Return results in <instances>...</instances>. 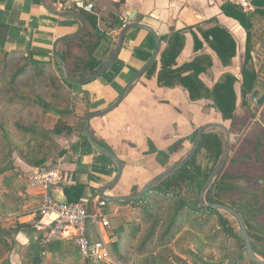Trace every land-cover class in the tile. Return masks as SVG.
I'll use <instances>...</instances> for the list:
<instances>
[{"label":"trees","instance_id":"16d2710c","mask_svg":"<svg viewBox=\"0 0 264 264\" xmlns=\"http://www.w3.org/2000/svg\"><path fill=\"white\" fill-rule=\"evenodd\" d=\"M120 2L122 0L114 6L118 7ZM252 5L248 12L227 1L220 6L223 14L236 20L246 32L240 79L230 71H223L212 86L204 84L199 75L213 64L207 54H199L189 63L176 66V58L185 42L182 30L160 36L165 46L144 76H155L158 86L184 87L191 101L204 100L209 108L219 112L222 120L230 121L229 131L232 132L237 108L248 106L249 95L259 83L257 70L250 66L251 28L254 15L264 19V0H253ZM78 13L86 22L85 31L79 38L64 41L59 46V55L67 64L73 80L94 73L104 63L100 56L112 52L111 48L101 45L102 41L110 39L98 31L97 9L94 7L93 12L78 10ZM108 17L105 22L108 28L122 27L123 23L114 14L109 13ZM186 29L192 32L194 49L201 48L198 35L189 27ZM7 30L8 25L0 22V175L10 168L13 154L32 168L44 167L51 159H64L67 151L59 144V136L84 135V115L89 112L87 92L66 82L55 60L53 64L52 61L34 59L33 55L41 54L35 49H6ZM199 33L215 52L220 64L229 66L236 56V43L231 34L218 25ZM75 49L82 54L73 53ZM237 80L240 81L239 93L235 88ZM81 104L83 114L77 118L76 108ZM45 114L58 117L51 129L38 125V116ZM261 122L264 125V116H261ZM195 132L196 129L190 140H193ZM175 146L169 148V153ZM223 147V133L218 129H209L186 165L138 199L128 202H103L98 199L99 209L102 207L107 216L110 205L130 206L134 210L129 218L112 223L109 248L118 262L172 264L173 259L177 264H228L226 251L231 240L245 252L240 234L230 217L212 208L201 207L198 202L200 189L218 162ZM148 152L156 153L161 165L166 164L168 153L157 150L151 142ZM63 189L67 202H78L84 184L76 182ZM136 192L137 189L133 188L130 194ZM34 199H37L36 196L27 190L23 189L21 193L17 188L8 186L0 192V220L23 212L26 204ZM205 199L207 203L226 205L239 214L254 252L264 259V131H253L243 138L241 145L231 153L229 151L225 165L207 190ZM31 226V222H15V231ZM6 231L1 228L0 222V257L12 249V240ZM188 245H193L194 251ZM48 251V257H41L37 263L31 259V263L90 264L76 247L65 246L62 241L50 243ZM214 252L218 253L217 262L203 260L205 256L210 258V253ZM181 255L190 258L191 263ZM249 262L256 264L251 260ZM0 264L10 263L4 258Z\"/></svg>","mask_w":264,"mask_h":264},{"label":"crops","instance_id":"0c3cea01","mask_svg":"<svg viewBox=\"0 0 264 264\" xmlns=\"http://www.w3.org/2000/svg\"><path fill=\"white\" fill-rule=\"evenodd\" d=\"M46 1L50 7L60 8L56 7V0ZM68 1L93 3V8L97 9L98 31L110 39V41H102L103 48L113 49L121 29L117 26L113 28L106 26L105 22L109 19V13L114 14L116 19L124 25L129 22L127 14L132 11L135 12L134 21L150 27L159 36L171 31H184L185 42L176 58V66L189 63L199 54L211 56L214 63L213 56H215L219 62L215 52L199 33L200 30H206L215 25L225 28L231 34L236 43V53L237 35L243 38L245 46V30L236 20L223 14L220 9L224 0H122L118 7L114 4L120 0ZM61 4L64 5V3ZM257 16L259 15H254V17ZM0 22L8 25L5 40L6 49L21 51L35 49L41 54H51L57 39L70 36L80 28V23L75 19L61 18L48 13L43 9L39 0H0ZM188 27L198 35L202 42V47L198 50L194 49L192 32L186 29ZM61 43L57 45L58 53ZM164 46V42L161 41V50ZM154 48V39L149 32L138 27L130 28L125 35L121 51L115 62L95 81L78 87L88 94L89 111H99L107 107L130 77L149 60ZM73 53L81 55L82 51L75 49ZM102 56L100 58L105 62L110 54ZM158 56L156 60H158ZM52 62L54 64V60ZM220 66L222 65L220 64ZM226 71L233 73L228 69ZM221 72L212 80V76H209L210 69H208L201 73L199 78L210 87ZM234 75L237 77L236 74ZM202 102L204 100L191 101L186 89L180 85L158 86L155 76L146 78L143 75L133 84L115 109L101 117L91 119L90 129L94 140L99 146L113 152L123 166L120 180L106 195H129L133 188L138 191L157 174L158 169L164 167L159 162L156 153L148 152L149 142L157 150L168 153L166 163L178 156L181 149L189 143L200 114L208 115L209 113V109L205 111L206 109L202 108ZM75 114L77 118L83 114L82 104L77 106ZM57 118L52 114L41 115L38 121L39 126L51 129ZM58 140L59 144L67 151L66 157L51 159L47 161L46 167L56 166L62 172L72 173L73 184L76 182L84 184L79 201H84L88 210L99 208L98 199L100 198L97 196V190L116 175L115 162L97 153L88 144L83 134L74 133L70 136H59ZM175 144V149L169 153V148ZM11 162L10 168L0 175V192L10 186L17 188L21 193L25 189L36 196L37 199L26 204L24 216L18 218L20 223H27L30 219L28 212L37 205L39 198L35 193L37 191L27 186L24 175L27 171L36 168L28 166L17 157H13ZM64 186L67 187V183L51 189L57 200L67 201ZM119 206L110 205L109 207L108 215L112 218V222L121 220L116 218V213L121 209ZM14 239L18 247L26 248L28 253L31 251V243L36 241V235L32 228H21L17 231ZM61 241L65 246L72 245L68 240Z\"/></svg>","mask_w":264,"mask_h":264},{"label":"water","instance_id":"95a60500","mask_svg":"<svg viewBox=\"0 0 264 264\" xmlns=\"http://www.w3.org/2000/svg\"><path fill=\"white\" fill-rule=\"evenodd\" d=\"M39 2L41 4V6L43 7V9H45L51 15L61 17V18L75 19L80 23V28L76 33H74L70 36L61 37V38L56 40V42L53 45V49H52L51 54H35V55H33L34 59L40 60V61L50 62L52 60H55L58 63L60 69L62 70L66 82L71 83V84L76 85V86L85 85V84L97 79L103 73L106 72V70L117 59V57L121 51V47H122L125 35L130 28L138 27L140 29H143V30L149 32L153 36V39H154L155 48H154V52H153L152 56L149 58L148 61H146V63H144L130 77V79L125 83V85L123 86L121 91L118 93L116 98L109 105H107V107H105L104 109L99 110V111H89L88 113H86L84 115L83 131H84V135H85V138H86L88 144L97 153H99L105 157H108L109 159L114 161L116 164V167H117L116 175L108 183L101 185L99 187V189L97 190V196L106 202H110V201L128 202L131 200L138 199L144 192L153 189L154 186L157 185L161 180L173 175L178 170H180L184 165H186V163H188L193 158L195 153L197 152V149L199 147V143H200L204 133H206L209 129H218L224 135L223 152H222L218 162L216 163V165L214 166V168L212 169V171L210 172V174L208 175L207 179L205 180V182L203 183V185L200 189L199 196H198L199 205L201 207L212 208L216 211L223 212V213L229 215L230 217H232L237 224L238 232L240 234V238L242 240L243 247H244L245 252H246L247 256L249 257V259L256 264H264V259L261 258L260 256H258L254 252V250L251 246L250 240H249L247 229H246L241 217L239 216V214L235 210H233L232 208H230L226 205L218 204V203H207L206 199H205L207 190L209 189L210 185L215 181V179L221 173V171L225 165V162L228 158L229 151H230V131H229V128L221 121H212V122L204 123L201 126H199L195 132L191 147L188 150V152L184 156H182L179 160H177L172 165H170L168 168L157 173L136 193L129 194V195H122V196L106 195V193L108 191H110L120 180L122 172H123V166H122L121 161L118 159V157L113 152L106 150L103 147L99 146V144L94 140V138L91 134L90 120L93 118H96V117H101V116L111 112L113 109H115L119 105V103H121V101L124 99V97L129 92V90L131 89L133 84L136 81H138L152 67V65L154 64V62H155V60H156V58H157V56L161 50L160 36L155 31H153V29H151L150 27L134 21L135 12L132 11L130 14H127V19L129 22L124 24L121 27V29L119 30L117 40H116L115 45L112 49V53L110 54L108 59L102 64V66H100L91 75H89L85 78H82V79L73 80L70 76L67 64L61 58V56L59 55V53L57 51V45L63 41H72V40L79 38L86 29V22L80 16L78 11H76V10L56 9V8L50 7L47 4L46 0H39ZM102 44L103 43H101V45ZM258 94H259V90L254 89L250 94V101L257 106H260L264 103V93H261L259 96H258ZM72 177H73L72 173L67 172V171L63 172V181L65 183H67V187L71 186L73 184ZM30 248H31V256H32L33 263L40 262L41 257L39 256V243L37 241H34L33 243H31Z\"/></svg>","mask_w":264,"mask_h":264},{"label":"built area","instance_id":"2783aa9c","mask_svg":"<svg viewBox=\"0 0 264 264\" xmlns=\"http://www.w3.org/2000/svg\"><path fill=\"white\" fill-rule=\"evenodd\" d=\"M244 12L253 8V0H224ZM61 3H64L62 5ZM59 9L84 10L93 12V3L82 1L70 2L56 0ZM251 62H256V55L250 52ZM25 180L30 189L38 195L37 205L32 209V230L39 243V256L47 257L48 245L54 241L68 240L76 247L80 255L90 264H121L111 254L109 243L112 240V225L102 207L88 210L78 202L57 200L51 189L63 185V172L59 167H40L25 173ZM104 202V201H103Z\"/></svg>","mask_w":264,"mask_h":264},{"label":"rangeland","instance_id":"374dc122","mask_svg":"<svg viewBox=\"0 0 264 264\" xmlns=\"http://www.w3.org/2000/svg\"><path fill=\"white\" fill-rule=\"evenodd\" d=\"M254 24V26H253ZM253 24L251 28V44H252V51L256 55V62L250 63V66L253 67L255 70H257L258 74V81L259 83L256 85L255 89L259 90V94L264 93V20L257 16L253 18ZM237 41V53L235 58H233L232 62L229 66L223 67L220 66L219 62H217L216 57L213 56V59L215 60V63L213 62L210 69V74L212 76V80L217 76V74L221 71L231 70L234 74L237 75V78L240 79V66L242 63V57H243V51H244V40L239 35L236 36ZM239 80H237V83L235 84L236 91L239 93ZM250 98V95H249ZM202 108L206 109L207 111L209 109L208 115L203 113L200 114L199 120L196 122V129L201 126L204 123L212 122V121H221L223 122L228 128L230 127V121H224L222 120L219 112H217L214 108H209L206 104V102L201 103ZM206 115V116H205ZM235 123L233 125V131L230 132V153L231 150H233L238 145H241V142L243 138L247 135H250L253 131H259L263 132L264 125L261 122V116H264V103L260 106L255 105L250 101L248 103V106L244 107H238L236 114H235ZM38 116L37 121H39ZM38 125L39 122H38ZM192 144V140L189 141V143L184 146V148L181 149L180 154L176 157H173L171 161L166 163L162 169H158V172H161L168 168L170 165H172L174 162L179 160L182 156H184L188 150L190 149ZM232 145V146H231ZM229 156V155H228ZM15 157L13 154L11 161ZM49 161V160H48ZM47 163V162H46ZM47 165L45 164L44 167ZM81 202V201H80ZM83 204L84 201H82ZM121 209L118 210L116 213L117 220L129 218L130 215L134 212V210L130 206H119ZM97 209V208H96ZM24 212V211H23ZM15 213L11 214L8 217H5L4 219L0 220L1 222V228L6 231V235L10 236L9 239L12 240V249L8 253H5L3 256L0 257V260L2 259H8L10 264H32L31 263V251L27 253L26 248L20 249L18 247L14 237L17 233L15 231V222H19L18 218L21 216H24L25 213ZM30 215V219L32 218V210L28 212ZM229 216V215H228ZM230 217V216H229ZM15 218V219H14ZM108 218L111 223H113L112 218L108 215ZM115 218V219H116ZM232 220V225L236 228L238 231V227L236 222L232 217H230ZM20 223V222H19ZM227 248V263L228 264H250L249 257L247 256L246 252H243L240 248L236 247L234 241H230L228 243ZM188 248L192 251H194L193 245H188ZM211 257L205 256L203 260L207 263H214L216 261V258L218 256L217 252L210 253ZM240 255H242L240 257ZM188 263H191V259L188 257H185L181 255ZM172 264H177L175 260L171 259ZM217 262V261H216Z\"/></svg>","mask_w":264,"mask_h":264}]
</instances>
